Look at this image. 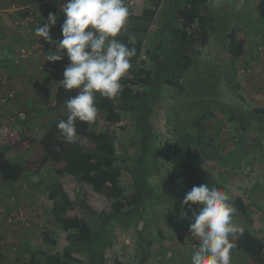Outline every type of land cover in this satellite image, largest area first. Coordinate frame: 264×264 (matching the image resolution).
<instances>
[{
    "label": "rangeland",
    "instance_id": "1",
    "mask_svg": "<svg viewBox=\"0 0 264 264\" xmlns=\"http://www.w3.org/2000/svg\"><path fill=\"white\" fill-rule=\"evenodd\" d=\"M66 2L67 0H0V75L5 79V87L0 89V98L11 91L15 94L10 101L0 103V109L5 111V115L0 118V146L5 144V134L10 130L27 131L31 138L38 140L28 149L8 154L11 159L25 163L29 172L17 182H6L0 178V264H30L32 255L37 251L54 254L68 247L84 264H87L91 256L89 250L78 240L77 230H64L55 224L49 227L53 203L47 193L54 183L55 174L52 172V164L42 168L39 166V158L43 152L39 140L48 128V123L55 118L49 108L55 105L56 88L64 78L63 73L69 60L65 55L61 61H47V56L56 51V44H50L44 38L41 41L44 47L33 49V54L29 57L17 55L21 46L31 48L38 42L35 29L47 23L49 13L57 16V23L51 27L50 34L56 42L62 39L61 25L65 14L61 5ZM214 2L233 13L231 28L239 32V36L247 38L249 43L252 42L254 50L264 41L263 0ZM145 5L141 0L130 1L126 5L132 12L130 17L139 15ZM170 5L169 0H164L152 21L129 18L126 30L122 32L143 40L141 58L148 69L155 67L156 59L153 55L157 50L154 33L165 20ZM12 6L20 8L19 13L24 8L34 6L40 24L31 30L15 27L14 14L10 10ZM247 17L248 24L245 22ZM241 24L244 29H240ZM218 26L217 24V30L212 33L208 45L196 46L194 54L198 66L181 76V85L175 87L162 84L160 87V97L150 119L155 149L147 163L154 192L144 216L133 215L111 222L101 264H191L198 241L191 237L189 225L194 222L192 210H198L200 205H192L191 209L181 206L186 192L192 188L193 176L198 174L195 164L191 163L187 167L185 164L188 160V153L182 143L185 132L191 127L193 120L206 111L207 106L215 107V102L240 110L264 105V76L257 75L259 80L255 81L257 76L254 73L242 76L238 74L241 62L222 47ZM255 58L247 57L243 63L253 62ZM194 76L205 79L213 86L214 95H198L193 92L190 80ZM251 86L258 89L255 94L252 93ZM133 88L143 90L147 87L138 85ZM117 110L121 121L118 123L115 143V164L123 169L120 184L128 191L133 180L125 168L134 166L140 152V133L132 107L122 104L117 106ZM19 112H25L26 119H21ZM203 125L205 136L216 138L219 155L214 159H205L200 165L197 163L198 166L232 194L243 195L253 206L255 203L251 204V195L246 194L250 184L257 180L258 171L261 168L264 170V125H255L254 130L244 132L238 130L236 122L229 120L227 113L219 110L209 115ZM106 126L103 117L97 119V130L103 131ZM193 132L195 133V129ZM236 136H239L237 141ZM64 181L74 200H80L84 192H90L91 186L88 184L71 187V177ZM89 202L97 211L108 209L105 202L101 205L94 204L91 199ZM182 212H187V216L182 218ZM234 222L242 229L245 227L236 218ZM250 229L255 234L260 233L257 224L250 226ZM46 230L57 243L44 240L43 233ZM239 233L238 231L230 239L234 240ZM231 264L255 263L246 253L232 249Z\"/></svg>",
    "mask_w": 264,
    "mask_h": 264
},
{
    "label": "trees",
    "instance_id": "2",
    "mask_svg": "<svg viewBox=\"0 0 264 264\" xmlns=\"http://www.w3.org/2000/svg\"><path fill=\"white\" fill-rule=\"evenodd\" d=\"M130 1L136 0H124L126 5ZM141 1L146 3L141 13L129 18L152 21L164 0ZM169 1L170 10L154 33L157 50L153 55L156 59L154 69L144 66L145 61L141 58L143 49L141 38L136 37V43L133 45L128 44V34L121 33L116 37L130 48L134 47L136 52L131 59V69L120 81V95L108 99L99 93L96 94L97 119L104 118L107 123L106 129L97 130V119L91 125L77 120L76 141L63 142L57 123L62 119L66 120L69 115L67 100L75 96L77 91L75 89L66 91L59 84L55 93V105L49 108L55 118L48 123V128L39 140L43 151L39 158V166L42 168L52 164V172L55 174L54 183L48 188L47 193L53 203V216L48 225L52 227L55 224L64 230H77L78 240L91 253L87 264L102 263L103 248L111 222L133 215L144 216L154 192L147 163L155 149L150 119L154 105L160 97L161 85L168 84L175 87L181 85V76L198 66L194 54L196 46L204 47L209 44L212 33L217 30V24L220 43L225 51L235 57L245 52V40L238 38L236 31L231 28L233 13L230 10L217 6L214 0ZM225 1L229 2V0ZM195 77L197 76L190 80L193 92L198 95H214L213 86L205 79ZM138 85L147 88L143 90L133 88ZM122 104L134 110L136 127L140 133V152L134 161V166L125 168L133 180L128 191L120 184L123 169L115 164V143L118 123L121 121L117 106ZM214 104L215 107L207 106L206 111L193 120L182 142L188 153L186 167L193 163L198 173L193 176L191 187L208 183L210 187H216L230 195V203L236 209L234 218L245 225L243 231L232 240L236 245L235 249L246 253L255 264H264V238L250 229L254 223L251 205L240 194L229 193L223 184L218 183L206 170L198 166L205 159H214L219 155L215 144L216 138L205 136L203 123L209 115L214 114L215 110L227 113L229 120L238 124V130L247 132L255 125H264V105L240 110L219 102ZM5 139V144L0 146V178L6 182H17L29 172V169L25 163L11 159L8 154L28 149L38 140L31 138L27 131L17 130L8 131ZM67 177L73 180L71 187L88 184L91 186L90 192H84L80 200H74L65 186L64 179ZM90 199L96 205L107 203L108 209L97 211L89 202ZM259 232L264 236L262 227L259 228ZM43 238L53 244L57 243L48 230L44 231ZM30 264H84V262L74 256L68 247L54 254L37 251L32 255Z\"/></svg>",
    "mask_w": 264,
    "mask_h": 264
},
{
    "label": "clouds",
    "instance_id": "3",
    "mask_svg": "<svg viewBox=\"0 0 264 264\" xmlns=\"http://www.w3.org/2000/svg\"><path fill=\"white\" fill-rule=\"evenodd\" d=\"M61 8L65 14L62 39L56 42L50 34L57 23L55 13H49L47 23L39 25L35 34L56 44V51L47 56V61H61L65 55L69 60L59 83L66 91L75 89L77 94L67 100L69 115L57 123V128L63 142L74 143L75 122L91 125L97 119L96 94L108 99L120 95V81L131 69L136 52L128 44L134 45L136 37L129 35L128 44L116 39L126 30L132 15L124 0H67ZM230 200L227 192L208 183L186 192L182 207L200 205L192 210L194 222L189 225L191 237L198 241L191 264H231V250L236 245L230 237L243 229L234 222L236 209ZM181 216L186 217L187 212Z\"/></svg>",
    "mask_w": 264,
    "mask_h": 264
},
{
    "label": "built area",
    "instance_id": "4",
    "mask_svg": "<svg viewBox=\"0 0 264 264\" xmlns=\"http://www.w3.org/2000/svg\"><path fill=\"white\" fill-rule=\"evenodd\" d=\"M264 2V0H263ZM10 10L13 12V25L17 28H25L28 30H31L32 28L36 27L38 24H40V21L37 16V10L34 6H30L23 9V12L19 13L21 10L20 8L16 6H12ZM30 29H29V28ZM42 38L38 37V42L32 45L31 48L28 46H21L18 50L17 55L22 57H29L33 54V49H41L44 47V44L41 43ZM255 60L253 62L249 63H242L240 66H238V74L241 75H249L253 73L254 70H256L259 66V64L264 63V41L260 42L256 48H255ZM259 63V64H258ZM14 91H11L7 94H3L0 98L1 102H7L13 99L14 97ZM18 116L21 119H26L25 112H19ZM239 139V136L235 137V141Z\"/></svg>",
    "mask_w": 264,
    "mask_h": 264
},
{
    "label": "crops",
    "instance_id": "5",
    "mask_svg": "<svg viewBox=\"0 0 264 264\" xmlns=\"http://www.w3.org/2000/svg\"><path fill=\"white\" fill-rule=\"evenodd\" d=\"M245 22H246V24L249 23L248 17L245 19ZM242 28H243V24L240 25V29H242ZM236 35H237L238 38L243 39L246 42L244 54L238 57L239 61L242 64L246 60L247 57L248 58H254L255 57L254 45H251L252 42L249 43V41H248L247 38L239 36V32H236ZM253 73L256 76L257 75L264 76V63L259 64L258 68L256 70H254ZM239 75L242 76L241 74H239ZM257 80H259V77L258 76H257V79H255V81H257ZM59 84L57 85V87L59 86ZM4 87H5V79L3 78L2 75H0V89H2ZM56 90H57V88H56ZM251 91H252V93L255 94V92H257L258 89L255 86H251ZM262 92H264L263 89H262ZM0 103H1V101H0ZM260 106L261 105H258L256 107H260ZM4 113H5V111H3L2 109H0V118H1V115H5ZM253 128L254 127H252L251 129L254 130ZM247 132H249V131H247ZM251 133H253V132H251ZM263 168H264V166H263ZM246 187H245L244 190H246ZM249 187L250 188L247 189V194L246 195L247 196L248 195H251V199L253 201V203L251 202V204H254L255 203L254 205H256V206H254V205L251 206L252 213H253V218H254L253 225L257 224L259 228L262 227L264 229V170H262V168H261L260 171H258L257 180L255 182H253L252 184H250ZM226 190L229 193H232V192L229 191L228 188H226ZM241 196L243 197V195H241ZM244 199H245V201L247 203H249L246 198H244ZM256 234L259 235V236H261V237L263 236L261 233H256ZM235 251L242 252V251L237 250V249H235Z\"/></svg>",
    "mask_w": 264,
    "mask_h": 264
}]
</instances>
